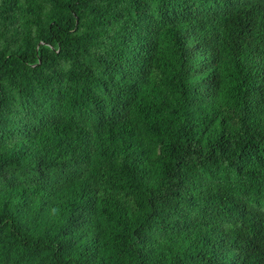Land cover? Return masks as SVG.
I'll return each mask as SVG.
<instances>
[{"label": "trees", "instance_id": "1", "mask_svg": "<svg viewBox=\"0 0 264 264\" xmlns=\"http://www.w3.org/2000/svg\"><path fill=\"white\" fill-rule=\"evenodd\" d=\"M0 264H264V0H0Z\"/></svg>", "mask_w": 264, "mask_h": 264}]
</instances>
